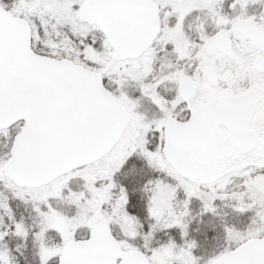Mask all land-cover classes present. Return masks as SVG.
Listing matches in <instances>:
<instances>
[{"label":"snow or ice","instance_id":"obj_1","mask_svg":"<svg viewBox=\"0 0 264 264\" xmlns=\"http://www.w3.org/2000/svg\"><path fill=\"white\" fill-rule=\"evenodd\" d=\"M10 237L39 264H264V0H0V264Z\"/></svg>","mask_w":264,"mask_h":264},{"label":"trees","instance_id":"obj_2","mask_svg":"<svg viewBox=\"0 0 264 264\" xmlns=\"http://www.w3.org/2000/svg\"><path fill=\"white\" fill-rule=\"evenodd\" d=\"M17 201H13V205L15 206ZM198 211V207L196 209ZM211 217H206L205 219H210ZM214 222L218 223L217 218H211ZM230 222L237 223L240 226L247 223V216H238L236 214H231L229 216ZM195 223L193 224V228H195ZM201 243V247L197 250V254L206 255L211 253V251L217 247L218 244H222V239L212 240L210 237L205 239L203 232L201 233H193ZM10 247H12L14 254L18 260V264H39V256L37 255V248L34 242L29 238L27 243H25L22 239L16 237H10L9 239ZM17 245H19V249H17Z\"/></svg>","mask_w":264,"mask_h":264}]
</instances>
